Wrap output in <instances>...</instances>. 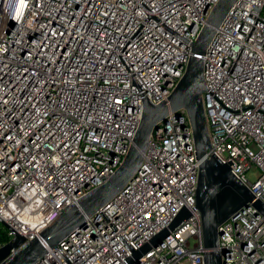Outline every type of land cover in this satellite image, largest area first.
Wrapping results in <instances>:
<instances>
[{
  "label": "built area",
  "instance_id": "obj_1",
  "mask_svg": "<svg viewBox=\"0 0 264 264\" xmlns=\"http://www.w3.org/2000/svg\"><path fill=\"white\" fill-rule=\"evenodd\" d=\"M217 1L0 0V227L8 237L0 247L12 229L38 236L116 172L144 101L169 105ZM197 56L207 157L229 163L264 203V0H238ZM142 155L127 187L58 245L63 264H204L200 161L186 109L169 111ZM182 208L190 217L151 244ZM221 240L224 264H264V214L243 207ZM35 264L55 263L48 253Z\"/></svg>",
  "mask_w": 264,
  "mask_h": 264
},
{
  "label": "water",
  "instance_id": "obj_2",
  "mask_svg": "<svg viewBox=\"0 0 264 264\" xmlns=\"http://www.w3.org/2000/svg\"><path fill=\"white\" fill-rule=\"evenodd\" d=\"M237 1L218 0L214 5L197 39L191 44L186 71L169 97V105L165 101L158 104L144 101L142 119L133 144L108 181L67 205L59 217L33 239H27L12 229L14 237L0 247V264H35L48 253L51 254L52 263L63 264L58 258H64L57 251L58 245L79 226H85L88 218H96L100 210L127 187L142 167V153L148 146L153 129L167 120L169 111L179 113L182 109H186L188 113L196 156L200 161L196 205L201 213L204 264H224L227 247L221 236L226 222L250 204L264 214V203L233 175L230 164L220 162L214 155L207 157L210 140L203 104V93L206 91L203 75L205 60L197 55H204L210 48L216 28L223 23ZM189 217L190 212L182 208L169 226L151 240V244L161 243ZM44 242L48 248L44 246ZM150 248V243H147L134 250L129 262L137 263Z\"/></svg>",
  "mask_w": 264,
  "mask_h": 264
},
{
  "label": "trees",
  "instance_id": "obj_3",
  "mask_svg": "<svg viewBox=\"0 0 264 264\" xmlns=\"http://www.w3.org/2000/svg\"><path fill=\"white\" fill-rule=\"evenodd\" d=\"M8 239L7 235L4 233V231L0 227V242H4Z\"/></svg>",
  "mask_w": 264,
  "mask_h": 264
},
{
  "label": "rangeland",
  "instance_id": "obj_4",
  "mask_svg": "<svg viewBox=\"0 0 264 264\" xmlns=\"http://www.w3.org/2000/svg\"><path fill=\"white\" fill-rule=\"evenodd\" d=\"M248 175H249L250 177H255V175H256V170H254V169L250 170L249 173H248Z\"/></svg>",
  "mask_w": 264,
  "mask_h": 264
}]
</instances>
